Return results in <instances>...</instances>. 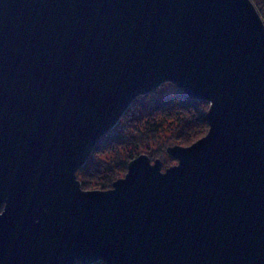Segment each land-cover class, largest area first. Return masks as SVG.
<instances>
[{
	"label": "water",
	"instance_id": "95a60500",
	"mask_svg": "<svg viewBox=\"0 0 264 264\" xmlns=\"http://www.w3.org/2000/svg\"><path fill=\"white\" fill-rule=\"evenodd\" d=\"M208 131L77 171L140 95ZM264 264V19L252 0H0V264Z\"/></svg>",
	"mask_w": 264,
	"mask_h": 264
},
{
	"label": "rangeland",
	"instance_id": "374dc122",
	"mask_svg": "<svg viewBox=\"0 0 264 264\" xmlns=\"http://www.w3.org/2000/svg\"><path fill=\"white\" fill-rule=\"evenodd\" d=\"M178 89L170 81H165L154 90L140 94L134 99L129 110L121 116L116 126L100 139L99 150L89 158L87 170L94 174L87 171L84 174V177L91 181L88 189H105L100 185L104 181L100 177L103 178L106 175V170L118 171L115 173V180L124 176L126 172L120 168L128 163L131 154L146 153L152 160L161 158L163 169L177 163V160L168 153L167 147L185 144L180 142V127L178 129L176 121L167 114L168 104L165 101L177 95ZM160 102H165V112L161 113V110L157 118L158 122H162V127L153 132L154 118L152 117L155 115V107ZM96 169H99L101 173L95 172ZM77 175L80 179L78 172Z\"/></svg>",
	"mask_w": 264,
	"mask_h": 264
},
{
	"label": "trees",
	"instance_id": "16d2710c",
	"mask_svg": "<svg viewBox=\"0 0 264 264\" xmlns=\"http://www.w3.org/2000/svg\"><path fill=\"white\" fill-rule=\"evenodd\" d=\"M256 7L258 8L259 12L261 13L263 19H264V0H252ZM179 93L172 98L166 100L165 102L168 104L167 106V114L172 118V120L176 121V126L179 129L180 127V142L185 145H189L201 136H203L209 129V122L206 118V111L208 107V101L207 100H201V99H193L188 97L185 93H183L180 89H178ZM165 102H160L155 107V115L152 117L154 118V126L152 128L153 132H156L159 130L160 127H162V122H158V113L161 111V113H164V106ZM132 104V103H131ZM130 107V106H129ZM129 107L125 112L129 110ZM125 114V113H124ZM154 114V113H153ZM106 135H104L105 137ZM102 139V138H101ZM178 139H179V133H178ZM101 146L99 145V142L95 146V149L91 153V155L94 154V152L98 151ZM89 156V158L91 157ZM137 155V154H136ZM135 154L130 155V160L136 156ZM88 158V160H89ZM88 160L81 168L78 169V174L80 177V181L83 188L88 189L90 184V179L87 177H84L85 172H89L87 170L88 168ZM129 160V161H130ZM128 161V163H129ZM128 163L121 167L120 170H123L124 172L127 171ZM97 173H101L99 169H96ZM106 175L100 179H103V183L100 184L103 188L107 189L112 187L113 181L115 180V172H111L110 170H106ZM90 174H94L92 172H89ZM75 264H83L82 262L78 261ZM92 264H107L106 262L99 260Z\"/></svg>",
	"mask_w": 264,
	"mask_h": 264
}]
</instances>
